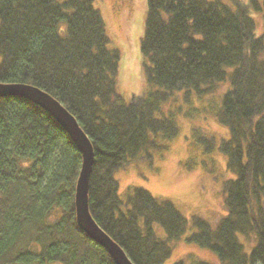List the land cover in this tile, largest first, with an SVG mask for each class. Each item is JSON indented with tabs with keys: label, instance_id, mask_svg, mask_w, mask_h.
Returning <instances> with one entry per match:
<instances>
[{
	"label": "trees",
	"instance_id": "16d2710c",
	"mask_svg": "<svg viewBox=\"0 0 264 264\" xmlns=\"http://www.w3.org/2000/svg\"><path fill=\"white\" fill-rule=\"evenodd\" d=\"M94 4L0 0V84L33 86L74 117L94 153L89 213L133 264H164L187 229L186 242L218 264H264V0H148L139 41L148 90L129 100L117 92L120 53ZM251 12L261 15L260 34ZM220 83L229 90L216 117L229 138L218 150L234 177L223 187L226 216L215 227L188 221L141 188L121 200L115 172L161 156L179 135L164 105ZM80 161L40 108L0 99V264H113L75 225Z\"/></svg>",
	"mask_w": 264,
	"mask_h": 264
},
{
	"label": "rangeland",
	"instance_id": "374dc122",
	"mask_svg": "<svg viewBox=\"0 0 264 264\" xmlns=\"http://www.w3.org/2000/svg\"><path fill=\"white\" fill-rule=\"evenodd\" d=\"M148 0H95L111 44V49L120 53L117 77V92L125 100L131 96L145 95L148 87L143 73L139 41L143 32ZM212 1V0H208ZM228 3V0H222ZM247 4L248 0H236ZM256 25V34L262 31L260 14L250 13ZM229 90L228 83L216 84L202 96L189 93L175 94L164 105L161 114L172 117L179 135L167 145V151L153 155L151 159H139L126 164L114 174L120 199L125 201L128 188H141L153 198L170 202L181 215L190 221L197 216L211 227L226 216L223 187L234 177L226 168V157L219 150V144L228 140L229 131L219 124V112L223 95ZM204 141L212 146L210 150ZM156 234L165 240V234L155 227ZM191 229L172 245L170 257L164 264H174L179 259H200L218 264L217 258L186 242ZM245 245V252L249 248Z\"/></svg>",
	"mask_w": 264,
	"mask_h": 264
},
{
	"label": "water",
	"instance_id": "95a60500",
	"mask_svg": "<svg viewBox=\"0 0 264 264\" xmlns=\"http://www.w3.org/2000/svg\"><path fill=\"white\" fill-rule=\"evenodd\" d=\"M0 99L28 101L45 112L68 136L81 156V168L75 185L74 211L77 228L96 246L102 248L113 264H131L123 250L95 224L88 208L89 180L94 153L86 135L67 110L43 91L25 84H0Z\"/></svg>",
	"mask_w": 264,
	"mask_h": 264
},
{
	"label": "bare ground",
	"instance_id": "6f19581e",
	"mask_svg": "<svg viewBox=\"0 0 264 264\" xmlns=\"http://www.w3.org/2000/svg\"><path fill=\"white\" fill-rule=\"evenodd\" d=\"M73 117V116H72ZM74 118V117H73ZM75 120V119H74ZM80 128V127H79ZM81 131V130H80ZM90 181V180H89ZM126 255V254H125ZM127 257V256H126ZM127 259H128V257H127ZM129 260V259H128ZM130 261V260H129ZM131 262V261H130ZM131 264H133L132 262H131Z\"/></svg>",
	"mask_w": 264,
	"mask_h": 264
}]
</instances>
